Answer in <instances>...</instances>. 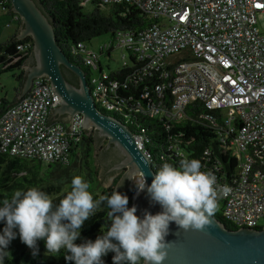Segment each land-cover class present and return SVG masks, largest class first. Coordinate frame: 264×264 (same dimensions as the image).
Wrapping results in <instances>:
<instances>
[{"label":"built area","instance_id":"obj_1","mask_svg":"<svg viewBox=\"0 0 264 264\" xmlns=\"http://www.w3.org/2000/svg\"><path fill=\"white\" fill-rule=\"evenodd\" d=\"M90 1L134 5L154 21L136 35L119 31L115 39L98 51L78 43L73 47V54L84 53L86 63L94 70L101 64L103 53L112 48L120 50L121 64L127 63L130 54L138 56L144 62L143 74L157 77L161 83L155 84L152 95L146 93L148 103L145 107L137 105V111L178 120L196 99L203 100L210 109L221 110L222 120L234 134L232 142L241 159L239 178L232 184L222 185L226 193L221 194L225 200L222 216L235 227H261L259 221L264 220V34L257 26V13L264 11V0H82V3ZM117 85L111 81L99 84L96 89L91 86L94 97L101 95L95 97L99 108L107 113L115 108L104 96L114 92ZM166 87L172 94L171 101L164 93ZM58 104L50 82L44 77L35 78L29 93L0 118L2 149L46 161L65 159L70 147L81 137L82 116L74 117L71 132H66L70 123L46 125L50 111ZM227 108L235 114L224 115L223 110ZM204 117L214 121L211 114ZM136 138L145 150L141 136ZM201 171L208 172L203 167Z\"/></svg>","mask_w":264,"mask_h":264},{"label":"trees","instance_id":"obj_2","mask_svg":"<svg viewBox=\"0 0 264 264\" xmlns=\"http://www.w3.org/2000/svg\"><path fill=\"white\" fill-rule=\"evenodd\" d=\"M35 1L51 20L59 45L70 59L86 72L90 86L96 89L99 84L106 85L111 81L118 83L114 92H107L104 96L105 100L115 108L114 111L109 112L126 123L134 134L141 136L156 172L163 163H170L179 168L182 159H196L203 168L215 175L219 187L232 184V181L239 178L241 159L232 142L234 134L229 132L228 125L222 120L221 110L210 109L203 100L196 99L188 104L184 116L178 120L137 111V105L144 107L147 105L146 93L152 95L155 84L161 83L157 77L149 78L143 74L144 62L138 56L130 54L126 64H121L117 70L107 72L101 64H98L97 69L94 70L86 63L81 53L73 54V47L78 43H84L86 46L87 41L97 36L109 35L111 39H115L119 31H130L136 35L153 24L154 19L149 14L137 6L124 3L110 5L111 10L105 13L102 7L108 4L100 1H90L94 5L90 12L84 11L82 0ZM0 12L8 16H17L19 25L15 33L4 40L0 39V75L12 71L18 82L13 98L0 96L1 118L11 106L18 103L30 91L19 98L26 79L24 65L32 59L33 40L29 36L23 39L17 38L21 19L12 11L10 0H0ZM94 80L96 82L93 83ZM164 93L167 100L171 101L172 94L167 87ZM100 96L98 94L95 97ZM206 114H211L214 121L206 119L204 117ZM50 116L51 111L48 116L51 122L67 124L63 120L53 121ZM94 140V135L82 129L78 143L70 147L67 157L51 161L12 154L3 150L0 143V206L2 200L10 198L14 190L26 191L32 187L47 192L53 198V205L58 206L60 199L71 190L74 168L69 166L80 161L82 163L78 167L79 174L90 184L89 191L93 198L98 199L101 195L110 196L116 191L115 185L101 186L100 181L97 180L99 171L92 163ZM119 179L120 176L116 177L114 183ZM135 190H137L136 186L133 187V191ZM224 203L225 200L220 195L214 216L228 227L236 228L226 222L222 216ZM108 211L106 202L102 203L100 209L84 222L80 237L75 243L95 241L97 236L105 234L111 224L107 217ZM5 226L6 221H0V234ZM14 231L17 232L16 238L10 242L7 249L11 253V259L5 256L3 264H74L65 259L68 253L64 249L58 254L46 253L43 240L37 242L39 251L34 256L32 249L21 242L18 229ZM114 255L113 252H109L102 257L104 264H113Z\"/></svg>","mask_w":264,"mask_h":264},{"label":"clouds","instance_id":"obj_3","mask_svg":"<svg viewBox=\"0 0 264 264\" xmlns=\"http://www.w3.org/2000/svg\"><path fill=\"white\" fill-rule=\"evenodd\" d=\"M201 167L196 159H182L179 168L163 163L150 185L143 174L135 182L136 195L146 190L150 202L162 209L155 215L145 210L143 218L136 215L137 206L128 207L127 195L118 191L94 199L90 184L79 175L72 178L71 190L58 206L37 187L14 190L0 206V221H6L0 234V264L5 256L11 259L7 249L16 238V229L21 242L32 249L34 256L39 251L37 242L43 240L46 253L58 254L64 249L68 253L65 259L74 264H104L102 257L109 252L115 254L113 264H163L171 244L165 241L169 223L175 222L185 231L205 230L212 225L218 197L226 194L224 188L217 186L215 175L201 171ZM104 202L111 221L106 233L95 241L75 243L84 222Z\"/></svg>","mask_w":264,"mask_h":264},{"label":"water","instance_id":"obj_4","mask_svg":"<svg viewBox=\"0 0 264 264\" xmlns=\"http://www.w3.org/2000/svg\"><path fill=\"white\" fill-rule=\"evenodd\" d=\"M12 11L21 19L17 38L31 37L33 40L32 63H26V79L19 98H22L34 83L35 78H47L53 95L57 94L59 104L53 107L51 120H63L70 123L66 132H71L72 122L77 114L82 116V127L86 131L96 130L99 136L108 139L107 146H116L124 155L115 165L118 172L126 167L130 181L134 174L145 175L146 184L150 185L155 174L149 153L140 148L136 135L117 117L99 108L91 93L84 69L75 64L62 49L55 37L53 24L35 0H10ZM62 66L71 70L78 77V85L69 82ZM97 103V105L95 104ZM61 116H64L61 118ZM51 121L47 120V124ZM98 147H95L94 155ZM98 153L95 165L101 164L98 181L109 186L115 174L107 172L105 157ZM124 176V175H123ZM123 177L116 186L122 192ZM130 185V184H129ZM129 190V189H128ZM137 206L136 215L143 218L145 210L155 215L161 212L159 204L150 202L146 190L128 198V207ZM212 225L203 231H185L175 222L169 223V234L165 241L171 243L168 256L163 264H264V226L230 228L216 216L211 217Z\"/></svg>","mask_w":264,"mask_h":264},{"label":"rangeland","instance_id":"obj_5","mask_svg":"<svg viewBox=\"0 0 264 264\" xmlns=\"http://www.w3.org/2000/svg\"><path fill=\"white\" fill-rule=\"evenodd\" d=\"M94 8V5L92 2H87L84 4V11L85 12H90L92 11ZM103 12L107 13L111 10V6L108 5L106 7H102ZM15 20H13L10 16L8 15H4L2 12H0V39L4 40L7 37H9L11 34H13L15 32V30L17 29V22H14ZM257 26L260 30L261 33L264 34V12H258L257 13ZM111 37L109 35H102V36H97L92 38L90 41L86 42V48L87 49H93V50H99L100 47L104 44H107L111 41ZM104 55H102L100 57L101 60V64L104 68L105 71L107 72H111L113 70H117L121 67V61H120V50L119 49H115L112 48L109 51H106L105 53H103ZM83 56H85L84 53H82ZM98 72H96L97 75ZM18 86V82L15 79V77L13 76V72L12 71H6L4 73H2L0 75V96H7L9 98H13L14 94H15V87ZM108 111V109H106ZM223 114L224 115H230V114H235V111L233 109H224L223 110ZM101 151V148L98 147L95 155L93 153V166L95 165V160L96 157L98 155V153ZM77 161V160H76ZM81 161L77 162L75 165L73 166H69L74 168L73 173H74V177L75 176H81L79 174L80 169L78 167L81 166ZM98 169V171L100 172L101 170V164H96V166H94ZM126 172V167H123L119 170V172L115 175V177L111 180V182L109 183V186L111 185H115V188L118 184V182L120 180L117 181V183H114L116 177L120 176V179L123 177V175ZM99 175V174H98ZM82 177V176H81ZM142 178L141 174H134L132 176V179L130 181V185H129V195H131V193L137 191H133V187L136 186L135 182H139ZM98 180V177H97ZM101 185V184H100ZM104 186V185H101ZM108 186V187H109ZM131 190V191H130ZM130 208V207H129ZM259 225L263 226L264 225V220H260L259 221Z\"/></svg>","mask_w":264,"mask_h":264},{"label":"flooded vegetation","instance_id":"obj_6","mask_svg":"<svg viewBox=\"0 0 264 264\" xmlns=\"http://www.w3.org/2000/svg\"><path fill=\"white\" fill-rule=\"evenodd\" d=\"M32 61L33 59H30L27 63H32ZM62 70H63V73L66 79L69 82H71L74 85L78 84V77L75 75V73H73L71 70H69L68 68L64 66H62ZM51 114H52V111H51ZM63 117L64 116H61V118ZM90 134L94 135L95 137L94 145H93L94 149L95 147H100L101 150L102 149L104 150L103 153L100 154V156L105 157L106 161H108L107 172L112 173V174H115V172H118V169H115L114 167L115 165L120 163L122 159L124 158V155L122 154V152L114 145H111L110 147H108L107 146L108 139L106 137L99 136L96 130L92 131ZM121 183H122V190H123L121 194L127 195V197L129 198L130 195L128 196L129 194L128 189H129L130 179L127 173L124 174L123 181H121Z\"/></svg>","mask_w":264,"mask_h":264},{"label":"crops","instance_id":"obj_7","mask_svg":"<svg viewBox=\"0 0 264 264\" xmlns=\"http://www.w3.org/2000/svg\"><path fill=\"white\" fill-rule=\"evenodd\" d=\"M261 12H264V11H261ZM14 22H17L16 20L14 21ZM18 22H17V28H18ZM16 31V30H15ZM15 33V32H14ZM12 35V34H11ZM54 121H59V120H54ZM67 122V121H66ZM92 131H94V130H90L88 133H91Z\"/></svg>","mask_w":264,"mask_h":264}]
</instances>
